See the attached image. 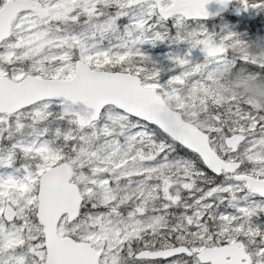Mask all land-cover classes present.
I'll list each match as a JSON object with an SVG mask.
<instances>
[{
    "label": "snow or ice",
    "instance_id": "6c2138e0",
    "mask_svg": "<svg viewBox=\"0 0 264 264\" xmlns=\"http://www.w3.org/2000/svg\"><path fill=\"white\" fill-rule=\"evenodd\" d=\"M207 2L0 0V264H264V118L216 101L212 127L173 130L156 106L210 74L165 89L136 47ZM185 32L187 53L222 59L203 25Z\"/></svg>",
    "mask_w": 264,
    "mask_h": 264
},
{
    "label": "clouds",
    "instance_id": "9594fccd",
    "mask_svg": "<svg viewBox=\"0 0 264 264\" xmlns=\"http://www.w3.org/2000/svg\"><path fill=\"white\" fill-rule=\"evenodd\" d=\"M187 39L195 42L196 36L188 35ZM215 43L225 49L222 59L205 58L201 63H189L184 71L210 74L204 89L189 86L180 94V99L165 98L156 106L157 116L161 122L176 130L178 121L194 122L200 129L213 126V108L216 101H221L225 112L235 103L247 105L261 118H264V72L250 71L246 64L255 68H264V38L245 40L236 33ZM227 60V62H226ZM236 61L242 62L237 66ZM126 70L133 74L141 61L135 57L126 60ZM181 104L183 107H181Z\"/></svg>",
    "mask_w": 264,
    "mask_h": 264
},
{
    "label": "rangeland",
    "instance_id": "374dc122",
    "mask_svg": "<svg viewBox=\"0 0 264 264\" xmlns=\"http://www.w3.org/2000/svg\"><path fill=\"white\" fill-rule=\"evenodd\" d=\"M231 11L227 13L226 18H220L219 20L214 21H184L182 25L179 26V29L173 23L174 18H170L167 21L160 20L155 24L153 30L165 31L167 30L168 35L163 40H158L155 43H152L149 40H145L136 45L140 49L141 53L147 56L149 59L153 54L149 50L167 47L168 52H174V55H181L184 51L188 50V44L184 40L177 41L175 39L177 31H190L192 29H198L201 25L209 32H214V40L219 41L222 37L228 35L229 33H236L241 38L245 40L264 38V4L258 7L249 6L247 9L241 6L240 0H237L230 9ZM155 19V17H153ZM121 24L128 23V20L125 18L120 21ZM201 48L197 46L192 48L190 52H194ZM180 53V54H179ZM204 60H198L192 64L201 63ZM227 62V60H226ZM239 65L242 62L236 61ZM234 62V63H236ZM238 65V66H239ZM247 68L256 69L251 64L244 65ZM158 71L156 82L161 85V87L167 89L168 81L175 75H178L184 70V66L177 65L175 61L169 62V60L160 61L158 66H156ZM195 78V77H194ZM0 171H4L0 169ZM250 223L259 227L261 230H264V212H258L257 215H254L250 218Z\"/></svg>",
    "mask_w": 264,
    "mask_h": 264
},
{
    "label": "water",
    "instance_id": "95a60500",
    "mask_svg": "<svg viewBox=\"0 0 264 264\" xmlns=\"http://www.w3.org/2000/svg\"><path fill=\"white\" fill-rule=\"evenodd\" d=\"M232 0H226V2L221 3L220 0H208L207 4L205 5L206 10L208 12V16L204 18H197V19H210L216 15H219L223 13L225 10L228 9L229 3ZM192 18H187V20H190ZM187 52H184L183 55H185ZM185 58L189 61L192 62L194 60L200 59V58H205V53L200 49L197 52L194 53H187L185 55Z\"/></svg>",
    "mask_w": 264,
    "mask_h": 264
},
{
    "label": "trees",
    "instance_id": "16d2710c",
    "mask_svg": "<svg viewBox=\"0 0 264 264\" xmlns=\"http://www.w3.org/2000/svg\"><path fill=\"white\" fill-rule=\"evenodd\" d=\"M226 14H224L222 17L226 18ZM217 20V19H215ZM150 52H152L153 54L151 55L152 57H150L149 59V64H148V67L151 68V67H156L158 66V63L162 60V61H165V60H169V62L173 61V59H170V57H173L175 56L174 55V52H168L167 50V47H160V48H155V49H152V50H149ZM180 54V53H179ZM237 66L239 65L238 62H236Z\"/></svg>",
    "mask_w": 264,
    "mask_h": 264
},
{
    "label": "flooded vegetation",
    "instance_id": "af4514ba",
    "mask_svg": "<svg viewBox=\"0 0 264 264\" xmlns=\"http://www.w3.org/2000/svg\"><path fill=\"white\" fill-rule=\"evenodd\" d=\"M258 198V197H257Z\"/></svg>",
    "mask_w": 264,
    "mask_h": 264
}]
</instances>
